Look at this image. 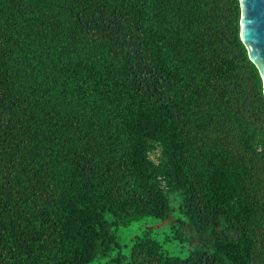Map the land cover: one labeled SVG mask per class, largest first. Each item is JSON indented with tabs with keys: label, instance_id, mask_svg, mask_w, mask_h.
Listing matches in <instances>:
<instances>
[{
	"label": "trees",
	"instance_id": "trees-1",
	"mask_svg": "<svg viewBox=\"0 0 264 264\" xmlns=\"http://www.w3.org/2000/svg\"><path fill=\"white\" fill-rule=\"evenodd\" d=\"M240 19L239 0H0V264H264Z\"/></svg>",
	"mask_w": 264,
	"mask_h": 264
},
{
	"label": "water",
	"instance_id": "water-1",
	"mask_svg": "<svg viewBox=\"0 0 264 264\" xmlns=\"http://www.w3.org/2000/svg\"><path fill=\"white\" fill-rule=\"evenodd\" d=\"M239 3L240 40L259 71L264 95V0H239Z\"/></svg>",
	"mask_w": 264,
	"mask_h": 264
},
{
	"label": "rangeland",
	"instance_id": "rangeland-1",
	"mask_svg": "<svg viewBox=\"0 0 264 264\" xmlns=\"http://www.w3.org/2000/svg\"><path fill=\"white\" fill-rule=\"evenodd\" d=\"M151 224H148V225H151L154 230V237L160 241L163 245V247L169 251L171 254H178V255H184L180 250L179 248L175 245V243H171L169 241H167L165 239L166 237V234H167V222H163V223H159V222H154V221H151L150 222ZM130 231H127L125 234H123V237L126 238V235L129 234Z\"/></svg>",
	"mask_w": 264,
	"mask_h": 264
}]
</instances>
